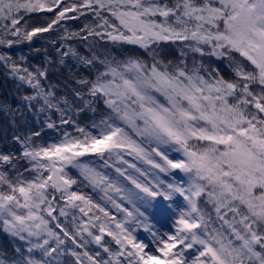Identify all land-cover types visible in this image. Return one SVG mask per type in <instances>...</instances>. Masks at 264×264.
Listing matches in <instances>:
<instances>
[{"label": "snow or ice", "instance_id": "1", "mask_svg": "<svg viewBox=\"0 0 264 264\" xmlns=\"http://www.w3.org/2000/svg\"><path fill=\"white\" fill-rule=\"evenodd\" d=\"M21 10L52 17L46 18V26L29 31ZM88 13L93 16V26H85L89 36L152 50V63L79 57L96 75L78 83L87 95L103 98L107 113L90 128L77 125L78 135L63 132L59 142L34 145L31 137H15L21 154L0 152V230L23 242L11 259L0 258V264H63L65 254L73 258L71 264H264V0H0V21L10 22L0 24V45L32 41L61 21ZM79 35L65 33L62 39ZM161 42H180L182 56L186 49L225 57L235 79L209 71L202 61L194 60L189 68L183 59L177 64L157 59L151 46ZM57 52L77 57L71 48ZM98 60L102 70L95 66ZM0 62L34 90L24 97L29 107L43 101L61 112V124L72 123L63 118L53 92L41 85L44 71L21 69L6 55H0ZM77 95L83 98V93ZM87 154L115 167L143 194L121 196L134 211L108 197L124 214L118 218L73 190L78 180L69 175V167L93 188L123 191L80 160ZM125 156L150 167L142 170ZM20 160L30 167L21 171ZM119 164L143 180L126 175ZM174 170L184 176L179 183L166 182ZM176 195L183 201L178 206ZM157 197L168 202L174 231L161 234L146 223V210ZM59 201H64L60 217H68L67 209L87 217L77 223L72 214L73 232L55 215ZM201 202L212 206L215 220ZM53 222L59 232L50 226ZM140 227L151 233L155 252L148 250L150 244L138 242L134 233ZM105 236L116 249L104 243ZM65 238L82 251L65 250ZM90 243L102 252L93 253Z\"/></svg>", "mask_w": 264, "mask_h": 264}, {"label": "trees", "instance_id": "2", "mask_svg": "<svg viewBox=\"0 0 264 264\" xmlns=\"http://www.w3.org/2000/svg\"><path fill=\"white\" fill-rule=\"evenodd\" d=\"M19 15L28 21L27 29L29 31L36 27L46 26L49 22V19L46 18L52 17L51 13H25L23 10ZM105 15L108 14L105 13ZM3 23L10 22L0 21V24ZM21 23L23 24V21ZM86 25L88 27L93 26L91 13L78 19L61 21L59 26H54V30L38 33L32 41H23L13 44L11 47L0 45V55L9 56L11 61L21 69H27L33 73L39 69L46 73L45 77L40 78L41 85L45 91L51 90L55 101L60 102L59 108L64 110L63 118L72 121L69 124H61V112L55 108L48 109L43 105V101L34 102L29 107L28 103L24 101V97L34 95V90L27 83H22L18 76L11 73L10 68L5 67L4 63L0 62V152H13L20 155L22 152L21 144L14 139L15 137H19L21 140L31 137L34 145H48L60 140L63 132L78 135L76 132L77 125L90 128L94 120L98 121L102 115L107 113L108 110L103 103V98H93L87 95V89L78 83L82 78L94 79L96 75L95 71L79 60V57L91 59L96 56L99 60L109 59L121 62L129 58H139L149 65L152 63V50H145L134 44L113 43L106 38L89 36L85 30ZM65 33H80V35L71 39H62L65 37ZM181 47V43L178 42H161L158 46H151L158 53L157 59L164 62L172 61L173 64H177L183 59L191 68L194 60L196 62L202 61L209 71H218L225 79H235L232 68L225 57L218 59L212 55L201 56L199 53H193L186 49L182 56ZM69 48L77 53V57L74 58L71 54L61 57L57 52V49H60L61 52H67ZM210 50V48L207 49L209 52ZM233 55L239 58L237 53H233ZM99 60L96 62V68H101ZM245 64L247 63L245 62ZM248 69H251L249 65ZM77 93H83V98H80ZM65 101L67 104L64 103ZM85 101L89 103L86 104ZM92 108L96 109L95 113H93ZM48 123H54L56 127L49 128L47 127ZM33 133H39V135L34 136ZM19 164L21 171L30 167L28 162L24 160H20ZM113 171V168L108 170L110 176L113 175ZM25 174L27 175V173ZM73 178L78 180V185L73 186V190L89 196L93 203L99 204L100 195L96 190L85 188L80 177ZM123 182L129 186L127 180L124 179ZM201 203L211 213L212 219L215 220L212 206ZM63 224L69 232H72L71 224ZM76 239L78 242H82L78 237ZM69 243L68 245L76 247L71 240ZM104 243H108L110 247L114 245L108 237L104 238ZM17 246L23 245L12 242L3 233V230H0V258L11 259L15 255ZM87 247L93 253L96 251L94 244H89ZM79 250L82 251V249ZM65 260L66 264L72 262V259L68 257Z\"/></svg>", "mask_w": 264, "mask_h": 264}, {"label": "rangeland", "instance_id": "3", "mask_svg": "<svg viewBox=\"0 0 264 264\" xmlns=\"http://www.w3.org/2000/svg\"><path fill=\"white\" fill-rule=\"evenodd\" d=\"M178 43H180V42H178ZM136 46L138 47L139 45H136ZM215 57L218 59L221 58V57H217V56H215ZM245 62L248 63L247 61H245ZM248 65L250 67H252L250 64H248ZM56 142H59V140H57ZM173 155H176V154H173ZM125 159L131 163H135L137 165V167L141 168L142 170L148 169L150 167L149 165L145 164L142 161L133 160V157H131V156H125ZM156 159L158 160L159 158H156ZM80 160L84 163L89 164V166L95 167L97 171H100V172L106 174L111 180H115L117 182V186H119L123 189V191L120 194H117L115 191H112V190L105 191L103 186H101L100 188H93L91 185H89L87 183V181H85L83 179V177L80 176L77 169L69 167L67 169L69 172V175H71L72 177H78V178L80 177V180H82V184L85 186V188L90 189V190L92 189L93 191L96 190V192L100 195L98 201H99V204L101 206L106 207L108 210H110V212L113 215L122 219L124 214L118 212L115 208L112 207L110 201L108 200V197H111L112 199H115L118 203H120L123 207L127 208L130 211H134L133 204L128 203L127 200L121 199V196L122 195L126 196V195H130V194H139L142 196L143 194L139 193V190L136 189L135 186L129 180L125 179L123 176H119V174L115 171V167H106L104 165V161L102 159H100V157H98L95 154H87L83 157H80ZM117 166L121 167L122 169H126V175H132V176H134L140 180H143V177H140L139 173H136L134 171V169L128 168L127 165L119 164ZM111 168L114 169L112 176H110V174L108 172V170H110ZM174 173H175L174 175H169L166 178V182H175V183L180 182V178L183 177L184 174L179 172V170H174ZM160 175H161V179L165 178L163 174H160ZM124 179L130 183V186L124 184V182H123ZM174 199H175V204L177 206L183 202L182 198L179 195H176ZM152 203H153L154 207L146 210V215L149 217V219L146 221V223L151 225L153 231L158 230L159 232H161V234L166 232V231H174V228L172 227V225L174 223L175 217H172L171 212L166 209V205L168 202L163 201L162 197H157L156 200H154ZM63 206H64V201H59L56 205V212H55V215L58 216L59 220L62 223H69V224H71V227H72V214L73 213L77 217V223H79L80 219H85V220L87 219V217H83L82 214L79 213L78 209H67L69 212L68 217H60L59 216V208L63 207ZM142 210H144V209L142 208ZM97 214H99V213H97ZM50 226H52L55 231L59 232V229H55V222H53ZM73 231L74 230L72 227V232ZM92 231L96 234H99L97 229H92ZM3 233L7 237H9L12 242L20 243L21 245H23V242H21L18 238L12 237L11 235H9L8 233H6L4 231H3ZM134 235L138 238V242H146V243L150 244L151 248L148 250L155 252V245L152 243V237H151L150 232L145 231L143 227H140L137 229V231L134 233ZM61 236L63 237L62 233H61ZM77 237H78V239H80L79 236H77ZM105 237H108V236H105ZM85 238L90 239L86 236V234H85ZM108 238L111 240V243L114 244L112 248L116 249L117 246L115 245L114 241H112L111 237H108ZM69 242H70V240L66 239V244L64 246H62L65 250L75 249L76 251H80L79 249H76V247L68 245V244H70ZM53 244H54V242H53ZM90 244H94L96 246V251L102 252V249H100L95 243H90ZM105 244L108 245V243H105ZM156 254L159 255V253H156ZM67 257L71 258L73 260V258L71 257L70 254L62 255L61 260L63 261V264H65L64 261H66L65 259Z\"/></svg>", "mask_w": 264, "mask_h": 264}]
</instances>
